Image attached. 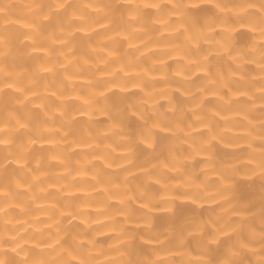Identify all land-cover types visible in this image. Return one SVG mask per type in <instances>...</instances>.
Wrapping results in <instances>:
<instances>
[{
  "label": "bare ground",
  "instance_id": "bare-ground-1",
  "mask_svg": "<svg viewBox=\"0 0 264 264\" xmlns=\"http://www.w3.org/2000/svg\"><path fill=\"white\" fill-rule=\"evenodd\" d=\"M0 264H264V0H0Z\"/></svg>",
  "mask_w": 264,
  "mask_h": 264
}]
</instances>
